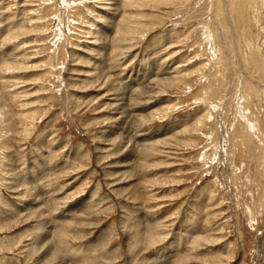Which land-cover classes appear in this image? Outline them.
Returning a JSON list of instances; mask_svg holds the SVG:
<instances>
[{
    "label": "rangeland",
    "instance_id": "rangeland-1",
    "mask_svg": "<svg viewBox=\"0 0 264 264\" xmlns=\"http://www.w3.org/2000/svg\"><path fill=\"white\" fill-rule=\"evenodd\" d=\"M153 1L0 0V264H264V11Z\"/></svg>",
    "mask_w": 264,
    "mask_h": 264
},
{
    "label": "bare ground",
    "instance_id": "bare-ground-1",
    "mask_svg": "<svg viewBox=\"0 0 264 264\" xmlns=\"http://www.w3.org/2000/svg\"><path fill=\"white\" fill-rule=\"evenodd\" d=\"M118 0H114V3H112V4H115L116 2H117ZM121 1V3L123 4V2H127V1H129V0H120ZM217 1V3L216 4H214L215 5V7H214V10H215V19H216V21H217V23H218V21H219V23H220V25H221V27L222 28H224V27H227L228 26V20H230V21H232L233 22V20H232V17L230 16V13L228 14V12H230V11H227V14H228V18H227V16L225 15V13H226V10H225V7H227L224 3H223V5H222V1L221 0H216ZM248 1V3L247 4H249V8H251L250 10L251 11H253L254 12V14H256L257 15V12L258 11H261L262 9V11H264V8H262V0H260V1H257V0H247ZM153 2H162V3H168L169 1H167V0H154ZM241 3V2H240ZM240 3H239V5H240ZM246 3V2H245ZM259 4H260V6H259ZM241 6V5H240ZM242 6H243V1H242ZM257 6L259 7V9L257 8ZM263 7H264V5H263ZM228 8H229V10H231L232 11V9L230 8V6H228ZM110 10H116V8H112L111 6H109V7H107L106 8V11H104L103 13H104V15H105V17H106V15H108V14H112V15H114L115 13H116V11H114V13H112V12H110ZM237 15H238V13H237ZM260 15H262V13L260 14ZM258 16H259V14H258ZM260 17V16H259ZM236 18H238V17H236ZM255 18V17H254ZM264 19V18H263ZM238 20V19H237ZM242 18L240 17L239 18V23H241L242 24ZM264 22V21H263ZM256 23V22H255ZM107 25H110V24H107ZM106 25V26H107ZM245 25V24H244ZM244 25H243V28L241 29V32H243V31H245L246 29V27L248 26V24H246L245 25V27H244ZM259 25H260V23H258V25H257V27H259ZM240 27H241V25H240ZM109 29V27L108 28H104V29H98V31H100V34H99V32H93V34H95L94 35V38H93V42L92 43H94V42H96L97 40L98 41H100V40H102V41H104L105 40V38H106V31ZM236 29V28H235ZM259 29H260V31L262 30L261 29V27H259ZM258 31V30H257ZM124 33V32H123ZM6 36H8V35H6ZM251 41H252V38H251ZM247 42H250V40H247ZM251 43V42H250ZM95 44V43H94ZM101 46V48H104L105 46H104V44H101L100 45ZM100 46H99V48H100ZM247 46L250 48L251 47V44H247ZM97 49L96 51H99L100 49ZM247 49V48H246ZM261 51V50H260ZM97 55L99 56V52L97 53ZM100 58V57H99ZM97 60H99L98 58H97ZM1 64V63H0ZM2 64H4L5 66H7V64H9L7 61H5V60H3L2 61ZM4 65H2L1 66V68H0V70H3V69H5V66ZM4 66V68H2ZM6 69H12L13 70V68H11V67H8V68H6ZM169 80V79H168ZM123 93V92H122ZM124 96V95H123ZM123 100V99H122ZM119 102V101H118ZM121 103V102H120ZM113 104H116V103H113ZM124 104V103H123ZM115 108V107H114ZM123 108V107H122ZM116 111V110H115ZM123 118V117H122ZM197 123L198 122H196V125H197ZM123 129V128H122ZM252 129V128H251ZM257 130V129H256ZM25 207V206H24ZM30 209V206H27L25 209ZM32 209V208H31ZM30 209V210H31ZM42 214V213H41ZM155 237V236H154ZM50 253H51V256H52V260H55V259H57L56 260V262H59V263H64V260H62V258H61V256L56 252V251H54L52 248L50 249ZM77 254V253H76ZM75 254V255H76ZM72 256V255H71Z\"/></svg>",
    "mask_w": 264,
    "mask_h": 264
}]
</instances>
